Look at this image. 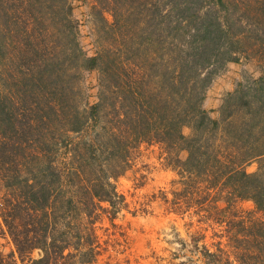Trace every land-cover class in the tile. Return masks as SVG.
<instances>
[{
	"label": "trees",
	"instance_id": "1",
	"mask_svg": "<svg viewBox=\"0 0 264 264\" xmlns=\"http://www.w3.org/2000/svg\"><path fill=\"white\" fill-rule=\"evenodd\" d=\"M93 9L107 33L90 53L73 0H0V216L13 245L0 264L95 261L81 222L124 208L114 180L142 142L162 144L180 174L175 211L221 201L225 210L239 198L264 211V0H98ZM242 57L260 67L254 85L205 107L214 73ZM85 72L98 85L81 108L74 77ZM199 240L209 261L214 251Z\"/></svg>",
	"mask_w": 264,
	"mask_h": 264
},
{
	"label": "rangeland",
	"instance_id": "2",
	"mask_svg": "<svg viewBox=\"0 0 264 264\" xmlns=\"http://www.w3.org/2000/svg\"><path fill=\"white\" fill-rule=\"evenodd\" d=\"M97 1L73 0L75 15L81 22V39L90 53L97 47L101 49L107 33L104 23L93 11ZM105 15L112 21L109 12ZM259 75L257 61L242 57L240 61L228 62L214 73L207 89L205 107H218L241 83L249 89ZM74 81L80 94L77 101L84 108L88 99L95 100L98 74H77ZM69 135L79 139L81 134L69 132ZM83 135L85 139L90 136L86 132ZM64 145L62 143L58 148L62 159L67 155ZM166 156L162 144L140 143L132 155L129 170L114 180L126 197L124 208L114 220L102 211L94 222H88L87 218L82 220L81 229L84 227V233H93L96 246V260L88 264H240V260L242 264H264V225L258 231L259 225L264 223V211L248 198L232 200L230 208L223 211L221 208L227 206L224 201L216 206L219 209L214 207L217 203L206 206L205 202L200 207L175 211L171 199L173 190L179 188L175 180L180 174L167 165ZM259 165L260 162L254 160L246 168L255 172ZM102 205L107 203L102 202ZM194 237H200V245L214 251L209 261L194 246ZM12 247L0 216V252H8ZM243 249L247 251L246 255L241 254ZM34 254L39 255L40 251Z\"/></svg>",
	"mask_w": 264,
	"mask_h": 264
}]
</instances>
